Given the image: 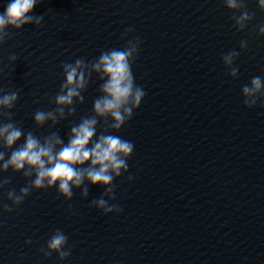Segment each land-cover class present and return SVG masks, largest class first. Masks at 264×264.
<instances>
[{"label":"water","instance_id":"water-1","mask_svg":"<svg viewBox=\"0 0 264 264\" xmlns=\"http://www.w3.org/2000/svg\"><path fill=\"white\" fill-rule=\"evenodd\" d=\"M7 2L0 0V11ZM151 4L152 0H43L34 9L35 15L43 16L41 26L30 25L21 31L10 29L0 46V90L18 93L11 113L13 122L40 139L57 132L67 143L71 127L94 115L93 104L101 95L102 82L93 74L83 93L84 103H75L73 117L54 127L49 123L38 128L34 121L36 111L56 108L55 97L65 80L62 65L79 58L91 63L102 52L123 48L135 37L142 41L139 58L132 66L135 83L140 86ZM129 27L135 31L125 37ZM12 56L16 57L15 63L10 60ZM136 115L137 111L119 133L112 134L134 144ZM7 121V114L0 117V122ZM109 125L100 121L97 134L110 131ZM128 165L131 175L132 158ZM129 174L114 180L115 200H109L110 204L119 205L121 212L107 216L91 206L92 200L105 190L91 185L87 200L80 190L73 191L71 201L55 189L33 190L15 208L7 193L13 189L18 193L29 180L12 170L0 174V179L9 180L0 191V202L13 208L10 213L0 209V264H126ZM57 229L67 236L71 249L69 260L64 262L58 254L45 256L42 252Z\"/></svg>","mask_w":264,"mask_h":264},{"label":"clouds","instance_id":"clouds-1","mask_svg":"<svg viewBox=\"0 0 264 264\" xmlns=\"http://www.w3.org/2000/svg\"><path fill=\"white\" fill-rule=\"evenodd\" d=\"M43 0H8L3 11H0V46L5 43L10 29L21 31L26 26L35 25L39 28L43 16L34 14V9ZM227 9L239 13L233 17L235 27L244 31L252 22L253 16L246 10L244 0H223ZM260 11L264 12V0H258ZM135 31L134 27L125 29L128 37ZM255 31V30H254ZM260 37H264V23L258 25ZM139 37L129 39L123 48H113L102 52L98 59L86 63L84 58L76 59L74 63H64L65 80L60 92L55 97L54 111L38 110L34 121L38 128L49 123L54 127L67 117L76 113L75 103H84L83 93L87 90L89 81L95 74L102 82L101 95L94 101L91 117L82 118L70 129L67 143L57 132H52L43 139L32 132L25 133L11 118L12 109L18 102V93L0 90V117L7 114L8 121L0 122V174L9 170L23 174L29 183L21 187L17 193L14 189L8 191V201L19 208L33 190L47 191L55 189L65 200L71 201L73 191L80 190L83 199L89 197V185L99 186L105 191L92 200L91 206L104 215L119 214V205L110 204L115 200L114 180L129 174L128 161L134 154V144L121 138V129L132 120L134 112L138 111L146 97L144 89L135 83L132 66L139 58ZM248 42H240V50L247 51ZM240 52L232 50L222 56L224 66L232 79H238L239 69L234 66ZM12 63L16 57H10ZM245 107L252 109L257 106L258 98H264V77L255 76L249 85L242 89ZM109 125L110 131L98 133L99 122ZM129 182L134 179L130 174ZM9 180L0 179V191H3ZM0 209L12 212L13 208L0 202ZM27 243L30 245L31 240ZM45 256L58 254L60 261L69 260L71 249L68 238L63 231L57 229L47 242V248L42 249Z\"/></svg>","mask_w":264,"mask_h":264}]
</instances>
